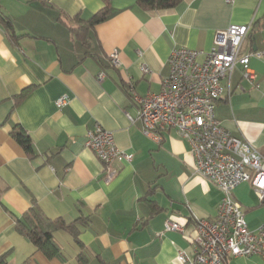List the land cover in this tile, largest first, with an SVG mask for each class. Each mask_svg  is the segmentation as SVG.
I'll return each instance as SVG.
<instances>
[{"label": "crops", "instance_id": "crops-1", "mask_svg": "<svg viewBox=\"0 0 264 264\" xmlns=\"http://www.w3.org/2000/svg\"><path fill=\"white\" fill-rule=\"evenodd\" d=\"M108 4V17L89 27L83 41L70 30L77 26L72 18L87 19L103 0H0L12 25L11 35L0 22L2 264H179L180 250L193 255L189 237L196 220L217 211L221 193L194 173L188 142L174 129L161 141L146 136L129 88L139 95L159 91L174 48L206 52L216 30L232 24L253 20L241 52L264 49V0H182L161 10H143L135 0ZM114 50L117 66L109 58ZM249 66L255 85L236 66L232 92L216 102L215 116L264 153V59L250 57ZM64 94L68 102L58 108L55 101ZM96 125L132 155L113 163L117 174L109 183L85 144ZM15 127L29 134L33 155L12 137ZM233 196L250 228L264 222V204L249 182L238 184ZM31 208L66 223L81 218V244L70 232L53 229L59 254L46 257L16 230V220ZM168 218L182 224L183 233L164 231ZM225 264L264 262L251 255Z\"/></svg>", "mask_w": 264, "mask_h": 264}, {"label": "built area", "instance_id": "built-area-1", "mask_svg": "<svg viewBox=\"0 0 264 264\" xmlns=\"http://www.w3.org/2000/svg\"><path fill=\"white\" fill-rule=\"evenodd\" d=\"M252 26L253 20L216 30L213 44L206 52L174 48L168 57L169 73L162 79L159 91L139 95L129 88L142 132L161 141L163 132L174 129L190 146L194 173L221 193L214 217L196 220L194 233L189 237L193 255L180 250L179 264H225L228 258L251 255L264 262V222L250 228L241 204L233 196L238 184L249 182L260 204H264V155L249 141L229 132L215 116L216 102L232 92L231 74L236 66L241 67L242 77L255 85L256 73L249 60L264 59V49L241 52L242 42ZM109 58L112 65H119L116 50ZM140 69L148 72L145 65ZM97 77L102 79L104 73L99 72ZM67 102L68 96L64 94L56 99L55 105L61 108ZM85 144L102 163L101 177L106 183L117 174L115 161L132 158L130 153L116 147L113 133L99 125L87 132ZM172 230L183 233V225L168 218L164 231Z\"/></svg>", "mask_w": 264, "mask_h": 264}, {"label": "trees", "instance_id": "trees-1", "mask_svg": "<svg viewBox=\"0 0 264 264\" xmlns=\"http://www.w3.org/2000/svg\"><path fill=\"white\" fill-rule=\"evenodd\" d=\"M104 6L97 12L93 13L87 19H82L78 15L72 18L76 21V27L70 26L72 34L79 36L83 41H86V30L93 25L104 21L109 15V0H103ZM138 7L143 10H161L169 9L176 6L182 0H135ZM0 22L3 24L8 33H12V25L10 20L0 12ZM12 35V34H11ZM87 43V42H84ZM22 95V94H21ZM12 137L16 142L23 147L25 152L33 155L34 151L31 146L29 134L22 127H15L11 131ZM264 155V153H262ZM81 218L66 223L61 218H47L43 216L38 210L31 208L16 220V230L25 236L32 244L48 258L57 256L59 248L52 239L51 231L53 229H63L70 232L77 243L81 244L78 239V229L76 223ZM4 256H0V264H2Z\"/></svg>", "mask_w": 264, "mask_h": 264}]
</instances>
